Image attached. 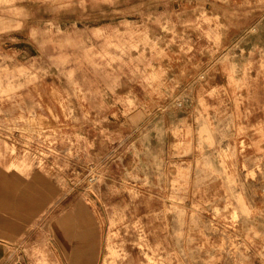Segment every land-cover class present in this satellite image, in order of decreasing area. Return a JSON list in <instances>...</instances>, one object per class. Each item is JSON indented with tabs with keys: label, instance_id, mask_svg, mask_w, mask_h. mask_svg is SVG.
Returning <instances> with one entry per match:
<instances>
[{
	"label": "rangeland",
	"instance_id": "obj_1",
	"mask_svg": "<svg viewBox=\"0 0 264 264\" xmlns=\"http://www.w3.org/2000/svg\"><path fill=\"white\" fill-rule=\"evenodd\" d=\"M0 197L2 262L264 264V0H0Z\"/></svg>",
	"mask_w": 264,
	"mask_h": 264
},
{
	"label": "crops",
	"instance_id": "obj_2",
	"mask_svg": "<svg viewBox=\"0 0 264 264\" xmlns=\"http://www.w3.org/2000/svg\"><path fill=\"white\" fill-rule=\"evenodd\" d=\"M3 199L0 197V203H2ZM15 211L12 209H8L6 207L0 206V255H4L3 251L8 249H13L14 241L16 240L18 235H22L25 233H29L28 228L23 227L18 218L13 215ZM2 257H0V264H13L12 261H1ZM6 260L9 259L5 257Z\"/></svg>",
	"mask_w": 264,
	"mask_h": 264
}]
</instances>
